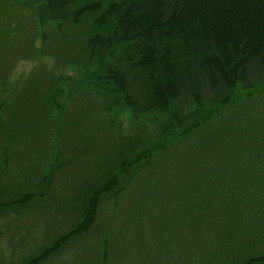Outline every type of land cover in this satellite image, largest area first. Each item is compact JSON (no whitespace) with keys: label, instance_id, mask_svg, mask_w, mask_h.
<instances>
[{"label":"rangeland","instance_id":"1","mask_svg":"<svg viewBox=\"0 0 264 264\" xmlns=\"http://www.w3.org/2000/svg\"><path fill=\"white\" fill-rule=\"evenodd\" d=\"M34 7L28 0H0V49L5 43L28 57L42 44L59 46L60 36L49 29L45 43L29 48ZM9 28V36L2 33ZM4 60L0 53V77L12 68L7 74L19 83L41 67L33 57ZM253 92L233 97L223 111L235 113ZM259 92L250 102L258 99L264 117V88ZM12 95L0 120V147H9L0 229L14 228L0 244L11 248L3 264L28 262L42 251L46 257L36 264H241L264 254V119L241 126L244 135L227 149L177 136L123 167L112 141L115 125L101 121L104 113L83 96L67 95L47 108L29 104L26 94ZM96 121L101 128L93 136ZM111 175L118 181L113 188L107 186ZM43 176L50 181L46 192ZM89 203L87 223L79 212ZM72 229L77 232L59 238Z\"/></svg>","mask_w":264,"mask_h":264},{"label":"trees","instance_id":"2","mask_svg":"<svg viewBox=\"0 0 264 264\" xmlns=\"http://www.w3.org/2000/svg\"><path fill=\"white\" fill-rule=\"evenodd\" d=\"M28 3L35 6L38 16L29 48L40 41L45 43L49 29L60 36L59 46L47 49L42 44L31 48L33 52L25 57L23 52L15 54L13 48L1 43L0 53L6 60L15 63L33 57L41 67L33 69L34 79L23 83L7 74L12 68L0 77V120L5 118L6 108H10L7 103L14 91L18 97L28 95L32 101L29 104L47 108L49 103L51 107L62 104L67 95L83 96L93 103L95 111L104 113L101 121L115 125L113 137L117 138L112 141L123 167L129 159L145 157L177 136L192 143L201 138L209 140L204 146L207 149L217 142L221 149H227V144L244 135L239 132L241 126L252 120L262 124L264 117H260L263 112L258 109V99L250 101L264 88V0ZM13 32L14 28H9L2 33L9 36ZM36 84L39 85L35 87ZM252 91L254 94L244 107L233 114L223 111V105L233 97ZM98 128L100 123L93 129V136ZM8 150L6 144L0 147V179L9 164ZM58 152L63 154L62 149ZM43 179L44 176L40 184L46 192L50 181ZM111 180L109 188L118 182L113 175L108 179ZM4 201H0V206H5ZM91 208L89 203L79 212L82 221L92 220ZM12 227L0 229V244ZM68 232L59 238L77 230ZM8 251L0 247V264ZM44 257L42 251L19 264H36ZM248 259L241 264L264 261V254Z\"/></svg>","mask_w":264,"mask_h":264}]
</instances>
